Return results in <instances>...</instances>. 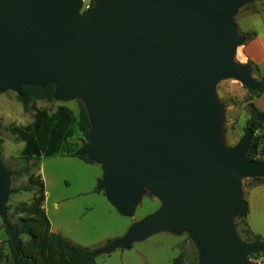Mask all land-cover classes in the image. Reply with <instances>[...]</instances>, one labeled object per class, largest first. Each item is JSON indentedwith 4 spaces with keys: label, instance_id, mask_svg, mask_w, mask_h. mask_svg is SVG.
<instances>
[{
    "label": "water",
    "instance_id": "obj_1",
    "mask_svg": "<svg viewBox=\"0 0 264 264\" xmlns=\"http://www.w3.org/2000/svg\"><path fill=\"white\" fill-rule=\"evenodd\" d=\"M257 0H0V94L55 86L58 102L81 100L92 127L76 151L100 165L98 188L133 217L145 193L159 205L101 250L127 249L161 232L188 234L197 264H255L264 241H246L236 216L248 215L244 178L264 177L252 144L255 123L225 141V104L217 86L237 79L260 87L236 22ZM13 172L0 156V218Z\"/></svg>",
    "mask_w": 264,
    "mask_h": 264
},
{
    "label": "rangeland",
    "instance_id": "obj_2",
    "mask_svg": "<svg viewBox=\"0 0 264 264\" xmlns=\"http://www.w3.org/2000/svg\"><path fill=\"white\" fill-rule=\"evenodd\" d=\"M92 1L95 0H83L81 10L90 8ZM236 22L242 33L246 31L264 33V0H257L243 6L236 15ZM248 42L246 41L238 47L236 58L239 61H249L243 48ZM217 90L225 104V141L228 145H234L247 131V123L250 119L251 89L239 80L231 78L220 81ZM259 102L262 104L264 98ZM59 103H66L76 113L79 110L78 99L69 102L43 99L38 100L36 105L52 112ZM34 113V109L24 110L15 91L0 94V137L4 139L3 152L0 156L8 169L13 172L12 193L7 203L10 207L8 212L11 220H14L12 215L16 204L20 201H30L33 191H15L13 189L27 185L28 179L27 175L17 174V169L26 165L22 157L25 142L17 140L8 126L11 124L24 126L32 123ZM261 132V130H257L256 134ZM84 136L80 133L77 134L73 143L77 141L80 147L82 145L81 138ZM263 145L259 146V151L264 149ZM34 161L30 160L27 163ZM32 170L40 174L44 180L45 210L53 228L54 226L59 227L58 233L71 238L73 242L82 246L96 248L106 246L109 241L123 236L133 220L140 219L148 212L153 211L160 203L156 197L145 193L133 217L121 216L113 206L106 202L107 198L103 191H101V195L91 192L98 188L102 176L100 165L87 162L78 156L66 153L44 156L40 160L39 166H35ZM258 181H254L252 178L242 180V188L248 204V192ZM55 202L59 203L58 206H55ZM102 203H105V206ZM252 218L253 214L249 210L247 221ZM235 222L237 230L243 238L242 230L246 228L243 217L236 216ZM253 226L261 228V232L264 234V222L254 223ZM9 237L7 227L0 218V241L6 242ZM23 237L27 238L26 235ZM183 247L187 255L186 264H191L190 262L198 256V253L194 242L188 238L186 232L181 235L160 233L144 241L135 242L128 249H117L107 254L101 253L96 258V264H173L174 259L183 252Z\"/></svg>",
    "mask_w": 264,
    "mask_h": 264
},
{
    "label": "trees",
    "instance_id": "obj_3",
    "mask_svg": "<svg viewBox=\"0 0 264 264\" xmlns=\"http://www.w3.org/2000/svg\"><path fill=\"white\" fill-rule=\"evenodd\" d=\"M92 6H94V1L91 2ZM244 33L247 41L254 39L258 34L256 31ZM248 62L252 64L253 73L258 75L257 78L260 80V87L250 90L252 93L249 99L250 119L247 123L248 126L251 122L255 123L252 144L259 148L261 144H264V111L253 102V98L264 93V76L259 75V66L254 61L249 60ZM54 90L53 84L25 85L22 87L21 94H17V99L24 110L34 109L35 113L34 120L30 124L8 126L17 140L25 142L22 157L26 165L19 167L17 174L27 175L28 179L27 185L13 189L33 191V196L30 201H20L14 207L12 215L14 220L11 221L17 226L18 236L14 240L7 229L10 237L6 242L0 241V264H96V258L104 247L82 246L51 230V223L44 208L46 199L44 180L32 169L39 166L44 156L58 153L79 156L76 154L79 144L77 141L73 143V139L79 133L85 135L92 127L88 111L81 100H79L77 113L66 103H59L52 112L46 108L37 107L38 100L54 101ZM257 130L262 132L256 134ZM3 143L4 139L0 137V155L3 152ZM263 155L264 149H261L257 154H249L248 157L263 160ZM79 157L92 162L86 156ZM30 160L35 161L27 163ZM263 183L264 178L260 179L256 185ZM98 190L104 191L102 188ZM8 209H10L9 206ZM243 221L246 228L242 230V236L246 241H264L262 235L252 231L246 218H243ZM25 235L27 238L23 237ZM185 251L184 249L174 259V264H186ZM197 262L198 258L195 257L190 263L197 264Z\"/></svg>",
    "mask_w": 264,
    "mask_h": 264
},
{
    "label": "crops",
    "instance_id": "obj_4",
    "mask_svg": "<svg viewBox=\"0 0 264 264\" xmlns=\"http://www.w3.org/2000/svg\"><path fill=\"white\" fill-rule=\"evenodd\" d=\"M257 36L250 40L243 48H244V53L246 54V57L248 60H252L254 61L260 69V75L264 76V33L263 32H257ZM264 98V93L261 94L260 96H255L253 98V102L261 109L264 111V102L262 104H260V99ZM69 155V154H68ZM49 157V156H47ZM79 157V156H78ZM80 158V157H79ZM82 159V158H81ZM86 161V160H85ZM88 162V161H87ZM94 163V162H92ZM97 164V163H96ZM99 188L93 189L91 190L92 193L101 195V191L98 190ZM104 192V191H103ZM46 193V190H45ZM105 194V192H104ZM107 198V197H106ZM247 199L249 200V204H248V213L249 210L252 212L253 214V218L249 219L248 225L249 227L252 229V231H254L255 233H258L260 235L263 236L264 238V234L261 232V228H257L255 226H253L254 223H262L264 222V184H257L254 185L250 188L248 195H247ZM111 206H113L108 199H106ZM46 201V199H45ZM58 202H55V206H58ZM103 206H105V203H102ZM114 207V206H113ZM44 208H46V204L44 202ZM115 208V207H114ZM116 210V208H115ZM118 212V211H117ZM119 213V212H118ZM149 213V212H148ZM121 216V213H119ZM146 215V214H145ZM248 216V215H247ZM127 217V216H125ZM131 218V217H130ZM247 219V217H246ZM134 221V220H133ZM132 221V222H133ZM131 222V223H132ZM51 223V222H50ZM59 227H55L53 228V225L51 224V230L58 233L59 231ZM128 229V228H127ZM127 231V230H126ZM161 233H169V232H161ZM61 234V233H60ZM160 234V233H157ZM154 234V235H157ZM173 234V233H171ZM152 235V236H154ZM176 235V234H174ZM64 236V235H63ZM66 237V236H65ZM151 237V236H150ZM149 238V237H148ZM146 238V239H148ZM71 239V238H70ZM145 239V240H146ZM144 241V240H142ZM136 242H141V241H136ZM135 243V242H134ZM133 245V244H132ZM131 245V246H132ZM128 249V248H127ZM122 250V249H121ZM125 250V249H124ZM174 264V261H173Z\"/></svg>",
    "mask_w": 264,
    "mask_h": 264
},
{
    "label": "built area",
    "instance_id": "obj_5",
    "mask_svg": "<svg viewBox=\"0 0 264 264\" xmlns=\"http://www.w3.org/2000/svg\"><path fill=\"white\" fill-rule=\"evenodd\" d=\"M248 258L255 264H264V251L252 253Z\"/></svg>",
    "mask_w": 264,
    "mask_h": 264
}]
</instances>
